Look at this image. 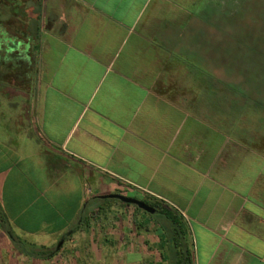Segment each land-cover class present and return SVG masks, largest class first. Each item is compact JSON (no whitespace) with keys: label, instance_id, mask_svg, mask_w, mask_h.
I'll return each mask as SVG.
<instances>
[{"label":"crops","instance_id":"0c3cea01","mask_svg":"<svg viewBox=\"0 0 264 264\" xmlns=\"http://www.w3.org/2000/svg\"><path fill=\"white\" fill-rule=\"evenodd\" d=\"M226 1L43 0L37 39L0 38V207L16 235L47 246L29 238L62 237L118 193L174 212L191 264H264V102L202 29ZM141 210L88 217L46 259L10 254L0 228V264H168Z\"/></svg>","mask_w":264,"mask_h":264},{"label":"rangeland","instance_id":"374dc122","mask_svg":"<svg viewBox=\"0 0 264 264\" xmlns=\"http://www.w3.org/2000/svg\"><path fill=\"white\" fill-rule=\"evenodd\" d=\"M226 2L225 6L218 5L216 7L215 18L210 23L212 25L211 29L208 22H203L202 29L211 31L210 43L214 61L227 68L228 74L231 70L230 75L234 78L247 81L246 87L249 91V98L255 99L253 102L258 103L256 100V97H258L262 103L264 102V0H227ZM207 40L209 38L201 37L202 44ZM101 201L105 202L106 207L100 213L91 214V220L100 219L111 223L119 222L123 225L130 216L127 211L128 206L132 209L137 208L135 205L126 204L117 199L106 198ZM95 202V200L90 202L89 206L92 208ZM138 210L141 209L139 208ZM141 212L147 214V218L150 215L156 225L164 219L160 214L152 215L145 213L143 210ZM16 236L21 241H25L22 237ZM29 239L46 243L47 246L45 247L50 249H56L61 241L60 236L48 238L33 236ZM8 240L10 242V254L14 251L18 255H24L12 245L9 237ZM64 245L67 246V243ZM167 252L165 257L170 260V251L168 250ZM6 254L7 249H4L2 255L6 257ZM14 261L15 258H13V263ZM140 264L149 263L143 261ZM153 264H162V262L158 260L154 261Z\"/></svg>","mask_w":264,"mask_h":264},{"label":"trees","instance_id":"16d2710c","mask_svg":"<svg viewBox=\"0 0 264 264\" xmlns=\"http://www.w3.org/2000/svg\"><path fill=\"white\" fill-rule=\"evenodd\" d=\"M43 0H0V38L2 36H15L16 33L28 34L30 39H37L40 31V20ZM1 67V63H0ZM98 201V197L90 198L84 203L77 223L68 233L61 237L64 242L68 237L79 229L81 223L93 214V208L89 206L92 201ZM145 203L154 208L157 213L162 215L159 223L167 242V247L171 254L168 264H191V254L186 244V231L178 220L177 215L158 201L144 200ZM96 205V203H95ZM137 209H139L137 207ZM0 228L9 237L12 245L21 253L33 258L46 259L56 255L61 246L50 249L45 246L21 241L14 233L12 226L0 207ZM177 237L180 238V257L176 258ZM63 244V243H62ZM61 244V245H62ZM170 258V257H169Z\"/></svg>","mask_w":264,"mask_h":264},{"label":"water","instance_id":"95a60500","mask_svg":"<svg viewBox=\"0 0 264 264\" xmlns=\"http://www.w3.org/2000/svg\"><path fill=\"white\" fill-rule=\"evenodd\" d=\"M100 198H103V199L104 198L117 199V200H119V201H121L123 203L135 205V206H137L138 208L144 210L147 213H151V214H156L157 213V211L154 208H152L150 205H148L144 201L136 199V198H133V197L125 196V195H122V194H118V193L108 194V195L101 196ZM62 243H63V241L61 240L60 243L58 244V247L61 246Z\"/></svg>","mask_w":264,"mask_h":264}]
</instances>
